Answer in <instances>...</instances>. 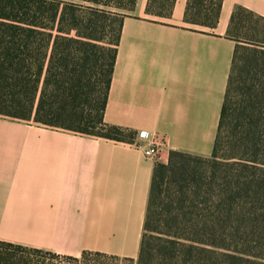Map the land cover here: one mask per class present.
Returning <instances> with one entry per match:
<instances>
[{"label": "trees", "instance_id": "16d2710c", "mask_svg": "<svg viewBox=\"0 0 264 264\" xmlns=\"http://www.w3.org/2000/svg\"><path fill=\"white\" fill-rule=\"evenodd\" d=\"M137 0H0V116L131 143L105 123L123 19ZM176 0H147L169 19ZM223 0H187L183 22L213 29ZM264 18L237 6L235 49L211 156L170 152L154 166L137 264H264V48L234 31ZM0 264H46L0 241ZM31 252H42L28 249ZM50 254V252H47ZM128 260L83 252L81 258Z\"/></svg>", "mask_w": 264, "mask_h": 264}, {"label": "crops", "instance_id": "0c3cea01", "mask_svg": "<svg viewBox=\"0 0 264 264\" xmlns=\"http://www.w3.org/2000/svg\"><path fill=\"white\" fill-rule=\"evenodd\" d=\"M169 19L137 0L123 19L104 113L135 133L131 143L0 116V241L79 257L99 253L137 264L154 166L170 152L209 158L235 42L226 36L241 6L264 18V0H223L213 29ZM155 134L158 159L143 149Z\"/></svg>", "mask_w": 264, "mask_h": 264}, {"label": "rangeland", "instance_id": "374dc122", "mask_svg": "<svg viewBox=\"0 0 264 264\" xmlns=\"http://www.w3.org/2000/svg\"><path fill=\"white\" fill-rule=\"evenodd\" d=\"M234 35H236L237 42L240 46H242V50L240 51L239 57H242V54L244 51H246L247 48H264V25H258L256 29H250L248 24H245L244 27L239 28L234 31ZM1 247V246H0ZM6 249H9L11 252H17L20 251L21 253H24L25 255H30L34 257L36 260L44 261L46 264H109L110 261L105 258H95V257H87V258H81L79 257H68V256H62L55 253L50 252V254L47 253V251L42 252H31L28 249L34 250L33 248H25L26 250H18L13 247H4ZM118 264H122L121 262H118Z\"/></svg>", "mask_w": 264, "mask_h": 264}, {"label": "built area", "instance_id": "2783aa9c", "mask_svg": "<svg viewBox=\"0 0 264 264\" xmlns=\"http://www.w3.org/2000/svg\"><path fill=\"white\" fill-rule=\"evenodd\" d=\"M161 149V141L155 135L152 134L147 139V146L143 149V155L147 158L158 159Z\"/></svg>", "mask_w": 264, "mask_h": 264}]
</instances>
